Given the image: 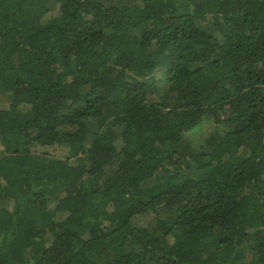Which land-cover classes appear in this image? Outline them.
I'll use <instances>...</instances> for the list:
<instances>
[{"label":"trees","instance_id":"obj_1","mask_svg":"<svg viewBox=\"0 0 264 264\" xmlns=\"http://www.w3.org/2000/svg\"><path fill=\"white\" fill-rule=\"evenodd\" d=\"M0 264H264V0H0Z\"/></svg>","mask_w":264,"mask_h":264},{"label":"rangeland","instance_id":"obj_2","mask_svg":"<svg viewBox=\"0 0 264 264\" xmlns=\"http://www.w3.org/2000/svg\"><path fill=\"white\" fill-rule=\"evenodd\" d=\"M57 13H58V7L56 6V7H54V9H52L50 15L57 16ZM158 79H163V76L159 75ZM210 130H211V126L203 125L198 130H196L192 134L188 135L187 140L192 145L199 146L200 142L206 137V135L210 132ZM48 152L51 153L52 155H54L56 157H60V158L66 156V151L64 149L58 148V147H53Z\"/></svg>","mask_w":264,"mask_h":264}]
</instances>
